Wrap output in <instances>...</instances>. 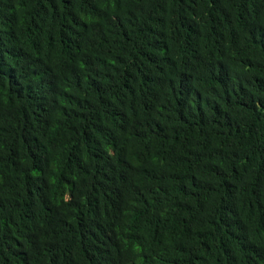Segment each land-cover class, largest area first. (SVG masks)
I'll use <instances>...</instances> for the list:
<instances>
[{
    "label": "trees",
    "instance_id": "trees-1",
    "mask_svg": "<svg viewBox=\"0 0 264 264\" xmlns=\"http://www.w3.org/2000/svg\"><path fill=\"white\" fill-rule=\"evenodd\" d=\"M0 264H264V0H0Z\"/></svg>",
    "mask_w": 264,
    "mask_h": 264
}]
</instances>
